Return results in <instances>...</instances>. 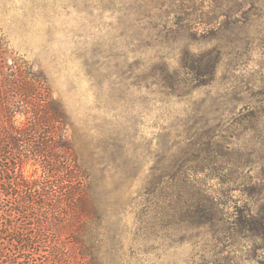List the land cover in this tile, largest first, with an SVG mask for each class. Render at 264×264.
Here are the masks:
<instances>
[{
  "label": "rangeland",
  "instance_id": "obj_1",
  "mask_svg": "<svg viewBox=\"0 0 264 264\" xmlns=\"http://www.w3.org/2000/svg\"><path fill=\"white\" fill-rule=\"evenodd\" d=\"M239 3L234 26V0H0L67 115L108 264H264L238 224L264 203V0Z\"/></svg>",
  "mask_w": 264,
  "mask_h": 264
},
{
  "label": "trees",
  "instance_id": "obj_2",
  "mask_svg": "<svg viewBox=\"0 0 264 264\" xmlns=\"http://www.w3.org/2000/svg\"><path fill=\"white\" fill-rule=\"evenodd\" d=\"M234 1L232 24L245 25L236 19L243 3ZM69 125L44 71L14 54L0 33V264H108L96 192ZM25 164L41 172L25 176ZM199 205L185 215L196 225L214 218ZM238 224L264 235V203Z\"/></svg>",
  "mask_w": 264,
  "mask_h": 264
}]
</instances>
